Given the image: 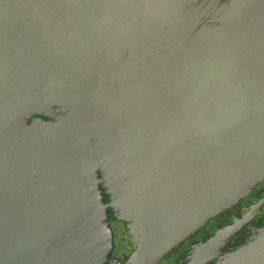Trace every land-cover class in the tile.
I'll list each match as a JSON object with an SVG mask.
<instances>
[{
    "label": "water",
    "instance_id": "obj_1",
    "mask_svg": "<svg viewBox=\"0 0 264 264\" xmlns=\"http://www.w3.org/2000/svg\"><path fill=\"white\" fill-rule=\"evenodd\" d=\"M263 181L264 0H0V264H108L112 206L155 264Z\"/></svg>",
    "mask_w": 264,
    "mask_h": 264
},
{
    "label": "flooded vegetation",
    "instance_id": "obj_2",
    "mask_svg": "<svg viewBox=\"0 0 264 264\" xmlns=\"http://www.w3.org/2000/svg\"><path fill=\"white\" fill-rule=\"evenodd\" d=\"M263 199L264 181L235 202L233 206L225 208L212 217L207 225L190 231L177 245L166 251L161 260L155 264H188L193 259L198 260L208 254L204 243L211 240L218 229L239 223L241 220L244 222L242 228L206 264H246L248 256L245 251H242L243 246L259 239L264 234V231L261 234V229H264V203L251 215L253 207ZM115 207L112 206L110 209V223L114 232V249L108 264H127L139 247L138 243L142 234L133 217L127 220L118 216ZM247 215H250V218L246 220ZM260 256L264 259V251Z\"/></svg>",
    "mask_w": 264,
    "mask_h": 264
},
{
    "label": "rangeland",
    "instance_id": "obj_3",
    "mask_svg": "<svg viewBox=\"0 0 264 264\" xmlns=\"http://www.w3.org/2000/svg\"><path fill=\"white\" fill-rule=\"evenodd\" d=\"M98 114H99V113H98ZM101 128L103 129V128H104V126H102ZM120 190H122V191H123L124 189H123V188H120ZM111 227H112V226H111ZM261 230H262V232H261V234H262V233H263V231H264V229H261ZM261 234H259V235H261ZM259 235H257V236H259ZM255 237H256V236H255Z\"/></svg>",
    "mask_w": 264,
    "mask_h": 264
}]
</instances>
